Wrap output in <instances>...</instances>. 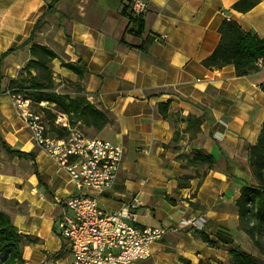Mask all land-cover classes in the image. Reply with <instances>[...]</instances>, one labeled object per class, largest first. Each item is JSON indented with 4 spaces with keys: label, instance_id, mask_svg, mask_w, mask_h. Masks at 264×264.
Instances as JSON below:
<instances>
[{
    "label": "crops",
    "instance_id": "1",
    "mask_svg": "<svg viewBox=\"0 0 264 264\" xmlns=\"http://www.w3.org/2000/svg\"><path fill=\"white\" fill-rule=\"evenodd\" d=\"M49 1L0 0V55L9 52L0 69V211L30 238L21 246L23 264L71 263L55 220L63 213L64 201L80 191L67 172L33 144L7 94L8 82L30 59L29 45L10 50L30 36ZM126 1L59 0L35 33L34 42L55 53L61 48L64 62L85 68L80 80L88 101L112 120L94 137L123 149L112 189L84 192L108 212L136 196L137 225L166 230L151 244L150 257L134 264H228V251L245 237L236 229L234 201L252 179L246 147L255 143L264 118L259 88L264 68L237 77L233 66L214 69L202 61L216 47L224 19L264 38V0L246 13L231 8L238 0H145L142 37L125 33L128 22L119 12ZM161 104L178 118L205 112L196 137L189 139L185 122L174 125L163 119ZM175 130L178 152L170 144ZM2 142L32 157L7 153ZM193 147L215 158L204 177L183 169L176 159ZM185 174L194 176L189 187L176 189V179ZM193 217L206 219L201 232L213 245L203 242L199 231L181 226L182 220Z\"/></svg>",
    "mask_w": 264,
    "mask_h": 264
},
{
    "label": "trees",
    "instance_id": "2",
    "mask_svg": "<svg viewBox=\"0 0 264 264\" xmlns=\"http://www.w3.org/2000/svg\"><path fill=\"white\" fill-rule=\"evenodd\" d=\"M59 0H50L47 10L38 18L30 36L18 47L10 50L15 51L29 45L30 59L20 70L15 79L8 82L10 94H20L22 98L29 100L30 106H39L46 103L48 106L33 109L43 115L46 126V134L62 138L68 133V128H77L76 124L100 132L106 125L112 123L108 114L90 103L87 94L82 88H77L75 96L55 92V84L52 81L49 63L57 59L55 52L47 46L34 42L35 33L43 18L54 13V6ZM260 0H238L231 8L238 13H246L254 8ZM120 16L127 20L125 33L134 37H142L144 34V21L142 14H134L129 4L122 5ZM217 32L219 39L212 53L202 61V65L208 68L222 69L233 66L237 77L249 76L264 68V38H259L251 31H245L241 26L230 19H224L219 24ZM123 42V39L121 40ZM9 52L0 55V69L3 58ZM61 67L75 74L81 79L86 72L78 62L70 63L60 61ZM2 78L0 71V80ZM264 93V81L259 84ZM158 110L163 119L170 120L174 125L177 121L185 122V132L189 133V139H193L200 131V125L206 117L205 112L200 116L188 115L178 118L176 114L168 111L167 105L161 104ZM64 117L66 126L57 124L58 117ZM79 130V129H78ZM178 131L170 141L172 149L178 152ZM4 150L18 157H32V154L16 152L2 142ZM247 164L252 183H244L239 190V195L234 201L237 213V231L242 232L258 249L264 257V118L255 143L247 145ZM176 159L180 160L183 169H191L196 177H204L215 163L212 154L203 149L193 147L188 154L179 153ZM200 170L202 173H200ZM191 174H185L176 179V189H185L190 185L193 178ZM203 242L213 245V242L203 232H198ZM30 241L28 236L18 232L10 221V218L0 211V264H23L21 246ZM228 264H264V262L252 253L244 250L240 245H234L228 251Z\"/></svg>",
    "mask_w": 264,
    "mask_h": 264
},
{
    "label": "built area",
    "instance_id": "3",
    "mask_svg": "<svg viewBox=\"0 0 264 264\" xmlns=\"http://www.w3.org/2000/svg\"><path fill=\"white\" fill-rule=\"evenodd\" d=\"M127 3L136 15L146 11L145 0ZM7 94L33 144L63 168L80 190L64 201L63 213L55 220L56 231L69 246L70 264H134L147 260L151 244L160 240L166 230L137 225L138 198L133 196L117 211L108 212L99 208L95 197L84 192L102 194L112 189L122 161L121 145L88 136L77 128H68L62 138L50 136L46 134L43 115L31 108L29 100L20 94ZM56 123L66 126L64 118L58 117ZM205 223L204 217H193L180 224L200 232Z\"/></svg>",
    "mask_w": 264,
    "mask_h": 264
},
{
    "label": "rangeland",
    "instance_id": "4",
    "mask_svg": "<svg viewBox=\"0 0 264 264\" xmlns=\"http://www.w3.org/2000/svg\"><path fill=\"white\" fill-rule=\"evenodd\" d=\"M50 28H51V25L49 23L46 29H50ZM37 39H39L40 41V36ZM55 51H56L58 58L55 60H52L49 63V70L51 73V78H52L53 83L56 85L55 92L58 94H66V95L73 97L77 93V88L84 89L82 86L81 80L77 78V76L74 77L72 74L67 72L65 69L61 68L60 61L64 59L63 50L61 48H58V49L56 48ZM41 106L44 107L48 105L46 103H41L39 106H34L33 109L38 110V107L40 108ZM60 118H64V117L61 116ZM76 126L81 132H83L84 134L88 136L95 135V133L92 130L87 129L81 126L80 124H76ZM250 182L252 183L253 179H251ZM240 246L244 250L259 257L264 262V257L258 252V249L252 244V242L246 236L243 237L242 240H240Z\"/></svg>",
    "mask_w": 264,
    "mask_h": 264
}]
</instances>
